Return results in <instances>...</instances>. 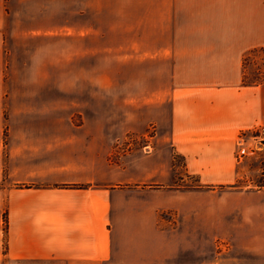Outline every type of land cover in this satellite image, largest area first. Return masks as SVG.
I'll return each instance as SVG.
<instances>
[{
    "label": "crops",
    "instance_id": "1",
    "mask_svg": "<svg viewBox=\"0 0 264 264\" xmlns=\"http://www.w3.org/2000/svg\"><path fill=\"white\" fill-rule=\"evenodd\" d=\"M0 55V264H264V0H0Z\"/></svg>",
    "mask_w": 264,
    "mask_h": 264
},
{
    "label": "rangeland",
    "instance_id": "2",
    "mask_svg": "<svg viewBox=\"0 0 264 264\" xmlns=\"http://www.w3.org/2000/svg\"><path fill=\"white\" fill-rule=\"evenodd\" d=\"M9 42H10V38L8 39V41H6V47H9ZM7 59H9L8 56L6 58V61ZM3 62H4V58L2 55H0V63L3 64ZM256 70L251 80L253 79L258 80V78L260 79L262 78V72H263L262 58L260 59ZM45 74H48V71L45 70L37 71V76H44ZM104 74L105 73L102 71V77H106ZM4 76H9V69H4ZM58 99L60 100V103H62V108H63L64 103L60 98ZM54 100H56L55 97ZM95 106L97 109H99L100 117H101L99 119H96L95 124L109 125L108 114H109L110 101L107 91L102 92L99 107L96 104ZM74 121L76 124H82L83 123L82 113H79L78 117L77 116L74 117ZM156 132H157V126L156 124L152 123L145 132L128 131L126 133L118 135L117 138L114 140L113 149L109 155L110 159L114 162L120 161L122 156L137 149H142L144 151H151L154 148ZM177 162L180 163L181 159H178ZM248 165L250 166L251 169H256L257 171L255 172V175L252 176L251 181H247L245 183L242 182L241 184H251L258 187L264 186V153H261L258 157L251 158L248 161ZM179 184L181 186H185V185H198L199 183L195 178L192 177L188 181L180 182ZM204 200H208V199L206 198L201 199V201Z\"/></svg>",
    "mask_w": 264,
    "mask_h": 264
},
{
    "label": "built area",
    "instance_id": "3",
    "mask_svg": "<svg viewBox=\"0 0 264 264\" xmlns=\"http://www.w3.org/2000/svg\"><path fill=\"white\" fill-rule=\"evenodd\" d=\"M264 153V125L243 131L239 137L240 157Z\"/></svg>",
    "mask_w": 264,
    "mask_h": 264
},
{
    "label": "trees",
    "instance_id": "4",
    "mask_svg": "<svg viewBox=\"0 0 264 264\" xmlns=\"http://www.w3.org/2000/svg\"><path fill=\"white\" fill-rule=\"evenodd\" d=\"M198 185H200V184H198ZM5 230L7 231V220H6V226H5Z\"/></svg>",
    "mask_w": 264,
    "mask_h": 264
}]
</instances>
